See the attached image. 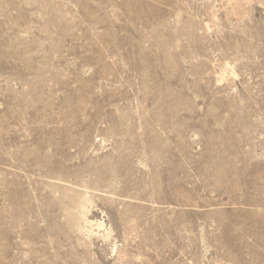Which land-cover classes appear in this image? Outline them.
<instances>
[{
    "label": "rangeland",
    "instance_id": "1",
    "mask_svg": "<svg viewBox=\"0 0 264 264\" xmlns=\"http://www.w3.org/2000/svg\"><path fill=\"white\" fill-rule=\"evenodd\" d=\"M0 264H264V0H0Z\"/></svg>",
    "mask_w": 264,
    "mask_h": 264
},
{
    "label": "bare ground",
    "instance_id": "2",
    "mask_svg": "<svg viewBox=\"0 0 264 264\" xmlns=\"http://www.w3.org/2000/svg\"><path fill=\"white\" fill-rule=\"evenodd\" d=\"M86 199L85 198H74V204L71 207V211L74 215L78 216V220H81L85 223H91L87 216L86 210ZM97 226H102V222H97Z\"/></svg>",
    "mask_w": 264,
    "mask_h": 264
}]
</instances>
